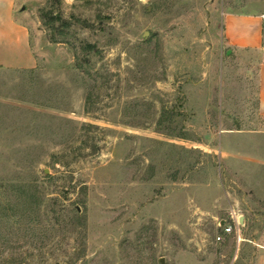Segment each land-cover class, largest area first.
I'll use <instances>...</instances> for the list:
<instances>
[{
    "label": "rangeland",
    "instance_id": "374dc122",
    "mask_svg": "<svg viewBox=\"0 0 264 264\" xmlns=\"http://www.w3.org/2000/svg\"><path fill=\"white\" fill-rule=\"evenodd\" d=\"M14 8L34 64L0 67V264H264V119L223 32L264 0Z\"/></svg>",
    "mask_w": 264,
    "mask_h": 264
},
{
    "label": "crops",
    "instance_id": "0c3cea01",
    "mask_svg": "<svg viewBox=\"0 0 264 264\" xmlns=\"http://www.w3.org/2000/svg\"><path fill=\"white\" fill-rule=\"evenodd\" d=\"M16 0H0V67H32L26 27L15 17ZM224 40L229 52L246 57L249 90L255 95L256 114L264 119V19L257 15L226 14ZM248 73V74H247Z\"/></svg>",
    "mask_w": 264,
    "mask_h": 264
},
{
    "label": "built area",
    "instance_id": "2783aa9c",
    "mask_svg": "<svg viewBox=\"0 0 264 264\" xmlns=\"http://www.w3.org/2000/svg\"><path fill=\"white\" fill-rule=\"evenodd\" d=\"M261 18L264 19V14ZM230 219V221L224 220L219 223V227L222 229V236L234 235L237 242L240 243L242 241L241 228L244 227V219L234 213L231 214ZM222 236H218L217 240H222Z\"/></svg>",
    "mask_w": 264,
    "mask_h": 264
}]
</instances>
